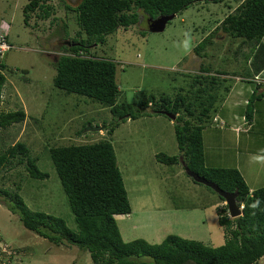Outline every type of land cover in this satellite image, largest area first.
<instances>
[{
    "label": "rangeland",
    "instance_id": "1",
    "mask_svg": "<svg viewBox=\"0 0 264 264\" xmlns=\"http://www.w3.org/2000/svg\"><path fill=\"white\" fill-rule=\"evenodd\" d=\"M47 1L54 7L52 16L42 19L38 12H33L26 22L24 8L29 0H0V32L9 35L12 45L2 59L6 83L0 112L27 113L24 121L0 129V150L21 140L30 147L32 156L38 158L39 168L49 174L45 179L31 178L26 161L0 172V264H94L89 251L67 243L56 245L26 228L19 215L10 210L11 196L1 190L14 191L15 183L21 181L20 194L29 208L60 216L73 231H78L49 150L100 139L111 140L114 145L132 206L130 214L116 216L125 240L144 238L159 243L169 234H179L211 246L224 244L229 233L219 220L224 203L219 194L196 182L183 162L167 164L154 158L157 152L179 155L175 120L150 111L148 115L121 121L114 133L109 134V127L119 120L109 107L87 96L67 94L55 86L57 70L53 61L62 53L60 47L67 43L66 38L70 40L79 32L76 13L66 6H75L80 0ZM239 1H195L176 14L161 32L150 31V17L140 10L137 24L108 35L106 43L95 46L93 52L117 62L118 101L133 102L152 95L157 102L163 95L174 98L188 90V83L200 71L202 61L211 65L213 71H228L234 76L226 84H233L237 76L247 74L249 55L239 45L242 38H233L219 27ZM217 27L207 56L196 54V45ZM188 30L192 48L185 52L178 44ZM227 96L224 93L220 97L227 99ZM225 100L221 104L216 101L220 105L218 113ZM257 104L261 111L264 99ZM153 108L150 105L147 111ZM105 123L107 127L103 129ZM247 127L248 124L244 129ZM226 129H230L229 124ZM251 134L256 152H262L264 134L260 127ZM205 136L207 161L215 167L231 164L236 155L234 136L226 141H213L210 133ZM254 264H264V257Z\"/></svg>",
    "mask_w": 264,
    "mask_h": 264
},
{
    "label": "trees",
    "instance_id": "2",
    "mask_svg": "<svg viewBox=\"0 0 264 264\" xmlns=\"http://www.w3.org/2000/svg\"><path fill=\"white\" fill-rule=\"evenodd\" d=\"M195 1L198 0H80L75 6H66L76 13L79 32L70 40L66 38L67 43L60 47L62 53L53 61L57 70L54 84L67 94L87 96L109 107L119 117L113 126L107 128L109 134L114 133L121 121L148 115L150 111L155 114H165L163 111L177 114L175 131L180 153H159L156 158L158 162L167 164L183 162L185 169L217 183L225 191L237 193L238 205L245 207L243 214L234 218L230 216L225 198L218 193L224 202L220 207L219 220L229 233L225 243L211 246L179 234H169L159 243L144 238L125 240L116 216L130 214L132 206L116 150L108 139L54 146L49 150L78 231H73L60 216L29 208L20 194L21 181L15 183L14 191L1 190L7 197L11 196L10 210L19 215L26 228L56 245L67 243L89 251L94 264H254L264 257V186L251 190L238 168L215 167L206 163L204 130L211 124L221 126L219 121L222 119L217 117L215 121L220 106L216 101L220 100L221 104L226 97L220 96L229 94L232 84L224 82L231 77L223 75L230 73L213 71L211 65L202 61L200 71L188 83V90L174 98L163 95L157 102L152 95L133 102H119L117 62L93 52L95 46L105 44L107 36L119 28L137 24L140 10L155 18L178 14ZM238 4L219 27L233 38H242L243 45L240 47L247 44L251 49L247 54L251 56L264 37V0H240ZM53 10V5L47 0H29L24 8L25 20L28 22L33 12H38V17L42 19H48ZM219 27L196 45V54L207 56V49L213 44V35ZM7 39L10 42L8 34ZM3 69L4 64L1 63L0 107L6 83ZM259 88L257 85L245 112L249 123L254 118L255 101L264 97V86H261L262 90ZM150 105L154 108L147 111ZM137 106L143 109L136 110ZM26 114L25 110L0 112V129L24 121ZM87 123L92 124L91 121ZM105 127L106 123L103 129ZM25 161L31 178L49 177L39 168L38 158L32 156L25 142L19 140L0 150V172L5 167L20 166ZM255 199H259L261 204L256 214L252 215L247 205Z\"/></svg>",
    "mask_w": 264,
    "mask_h": 264
},
{
    "label": "crops",
    "instance_id": "3",
    "mask_svg": "<svg viewBox=\"0 0 264 264\" xmlns=\"http://www.w3.org/2000/svg\"><path fill=\"white\" fill-rule=\"evenodd\" d=\"M242 43L243 42L241 41L239 45H243ZM249 48L250 47H248L247 44H244L242 47L243 53L247 54L249 52ZM247 65V74L236 77L237 81L232 84V88L228 94L229 96H227L220 112L216 115V117H219L225 122V125L215 126L214 124H211L208 128H205L204 143L206 137L205 133H210L211 140L213 141L220 139L226 141L227 137L230 136L233 139L234 136L236 155L234 156V159L232 157L230 162L231 164L226 167L238 168L242 172L251 190H253L260 186H264V164L262 165L250 160V157L253 155L264 154L262 153L264 150H262V152L261 150L256 152V146L252 142L255 140L252 139L251 134L255 131L257 126L260 127L261 132L264 134V107L260 111V105L257 104V101L264 99V97L255 102L254 118L251 123H247L245 112L247 110L250 97L257 88V85L260 87L259 90H262L261 86H264V37L260 44L254 49L251 56H248ZM223 76L234 78V76L229 74ZM172 122H174V120H172ZM228 124L230 125V129H226ZM246 124H248V127L244 129ZM157 153L155 154V159ZM205 157L206 163L212 166L213 162L207 161L208 155L206 150ZM244 168L246 171H244Z\"/></svg>",
    "mask_w": 264,
    "mask_h": 264
},
{
    "label": "water",
    "instance_id": "4",
    "mask_svg": "<svg viewBox=\"0 0 264 264\" xmlns=\"http://www.w3.org/2000/svg\"><path fill=\"white\" fill-rule=\"evenodd\" d=\"M176 17V13H172L170 15H160L155 18H150L149 20V29L153 32H161L164 31L168 22L171 21L173 18ZM166 115H168L171 119L175 120L177 118V114L172 112L163 111ZM90 129H95L94 127H89ZM100 128V127H99ZM186 171L192 176L195 181L203 183L212 189H214L217 193H219L223 198H225L226 203L229 205V212L232 218L238 217L243 214L242 209L238 205L237 202V193H231L228 191L223 190L217 183L208 180L207 178L198 175L197 173L189 170L186 168Z\"/></svg>",
    "mask_w": 264,
    "mask_h": 264
},
{
    "label": "clouds",
    "instance_id": "5",
    "mask_svg": "<svg viewBox=\"0 0 264 264\" xmlns=\"http://www.w3.org/2000/svg\"><path fill=\"white\" fill-rule=\"evenodd\" d=\"M178 46L182 47L185 50V52L191 51L192 36L190 30L184 32V40L179 42ZM250 160L255 163L264 164V154L253 155L252 157H250ZM260 204L261 201L259 199H255L250 205H247V207H249L252 210L251 211L252 215H255L256 210L260 209ZM244 207H245L244 205H240L241 209H243Z\"/></svg>",
    "mask_w": 264,
    "mask_h": 264
},
{
    "label": "built area",
    "instance_id": "6",
    "mask_svg": "<svg viewBox=\"0 0 264 264\" xmlns=\"http://www.w3.org/2000/svg\"><path fill=\"white\" fill-rule=\"evenodd\" d=\"M12 48V45L7 39L6 32H0V65L2 63V59L5 55V53ZM215 121H217V117L215 118ZM221 126L225 125V122L223 120L219 121ZM4 251V250H3Z\"/></svg>",
    "mask_w": 264,
    "mask_h": 264
}]
</instances>
